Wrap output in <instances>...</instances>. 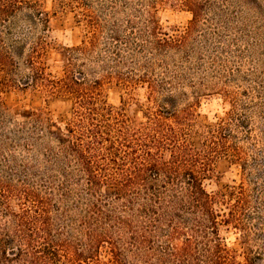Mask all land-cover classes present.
Segmentation results:
<instances>
[{
    "label": "trees",
    "instance_id": "1",
    "mask_svg": "<svg viewBox=\"0 0 264 264\" xmlns=\"http://www.w3.org/2000/svg\"><path fill=\"white\" fill-rule=\"evenodd\" d=\"M173 1L192 16L177 34L147 0H73L85 40L56 77L47 13L0 0V264H264V85L239 75L227 0ZM112 84L146 92L142 121L108 104ZM4 85L68 99L69 118L14 116ZM212 97L227 110L200 123ZM217 159L240 180L209 192Z\"/></svg>",
    "mask_w": 264,
    "mask_h": 264
},
{
    "label": "rangeland",
    "instance_id": "2",
    "mask_svg": "<svg viewBox=\"0 0 264 264\" xmlns=\"http://www.w3.org/2000/svg\"><path fill=\"white\" fill-rule=\"evenodd\" d=\"M48 15L47 41L49 46L43 57L47 71L56 77L63 76L65 49L78 46L85 40V30L78 24L77 11L72 9L73 0H34ZM232 12V29L242 33L245 46L241 58L239 75H247L249 81L256 80L264 85V0H227ZM154 3V15L164 31L177 34L186 29L192 16L189 12L177 8L173 0H147ZM242 46V47H243ZM232 48V46H231ZM6 77L0 73V85L6 82ZM241 78H238L240 81ZM2 102L8 112L14 116L25 117L31 112L41 110L49 115L53 121L64 122L69 118L71 104L65 98H50L32 88L21 89L11 85L1 86ZM103 95L108 104L115 108L126 110L127 114L136 122L142 121L141 111L146 104V92L136 89L133 93H126L120 87L112 84L104 87ZM227 106L220 98L212 97L201 101L197 109V120L203 124H212L216 117L222 118ZM239 171L230 165L227 159H217L213 163L212 173L205 182L207 191L224 190L232 185V181L239 183ZM228 246L241 256L249 252L242 245L238 235H227Z\"/></svg>",
    "mask_w": 264,
    "mask_h": 264
}]
</instances>
